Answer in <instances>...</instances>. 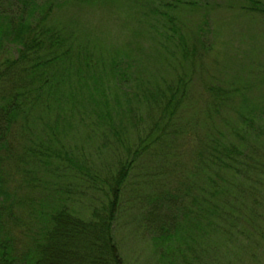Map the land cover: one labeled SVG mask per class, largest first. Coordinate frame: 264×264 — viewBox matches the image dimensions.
I'll return each instance as SVG.
<instances>
[{"label": "trees", "instance_id": "1", "mask_svg": "<svg viewBox=\"0 0 264 264\" xmlns=\"http://www.w3.org/2000/svg\"><path fill=\"white\" fill-rule=\"evenodd\" d=\"M18 1L0 0V55L8 53L0 58V264H125L115 237L121 209H136V199L140 204L143 200L142 187L170 173L163 170L161 161L168 159L167 150L176 154L170 144L186 135L190 144H200L196 173L199 178L195 180L206 183L200 175L206 173L211 200L188 193L190 206L185 208L183 201L178 202V194L167 189L158 197H147L151 204L163 206L162 216L159 218L156 213V224L150 225L153 237L166 250L179 251L182 242L193 240L204 228L206 233L211 229L217 234L224 214H236L228 200L242 173L240 167L244 166L247 175L264 170V161L248 153L243 165L240 162L241 146L248 140L238 125L229 121L235 115L243 129L252 134L257 117L247 105L243 110L237 107L239 87L219 81L204 82L203 94L198 93L201 97L189 96L193 76L211 50L202 35L193 39L192 46L185 42L175 44L181 57V72L175 81L166 82L165 87L156 85L155 89L139 85V90L131 93L132 98L126 100L128 110L136 105L151 116L143 130L129 133L130 129L126 131L114 121L115 110L106 89L107 83L114 82L118 106L119 98L127 94L124 74L130 65L120 66L115 57L103 62L101 69L90 53L76 43L78 37L73 38V32L54 24L53 1L42 8L35 1L23 0V5ZM187 4L198 7L194 2ZM236 7L244 15L253 14L264 20V1H238ZM34 8L40 12L34 14ZM174 67L177 69V65ZM111 77L114 79L109 80ZM199 101H203V111L209 117L205 138L201 134L193 137V126L189 129L186 123H179L181 112L190 105L199 108ZM223 112L226 122L222 131H227L221 132L218 121ZM86 116L88 122L92 121L87 126L94 130L93 135L96 132L97 139L107 140L109 133L117 149L105 176L78 166L61 144L67 130L75 128V122L86 127ZM119 122L123 124L122 119ZM94 139L93 136L91 140ZM17 146L20 152H16ZM154 160H159L161 166L156 175L143 164L137 165L139 161ZM13 177H18L19 182L15 191L10 188ZM48 177L56 185L64 178L71 181L64 186L82 183L93 195L81 205L75 193L65 187L50 188ZM136 178L140 181L135 187ZM186 191L191 192L190 188ZM170 199L173 204L165 202ZM149 216L152 221L151 206ZM227 222L223 234L239 237V225L232 218ZM252 226L256 239L252 243L264 244V221Z\"/></svg>", "mask_w": 264, "mask_h": 264}, {"label": "rangeland", "instance_id": "2", "mask_svg": "<svg viewBox=\"0 0 264 264\" xmlns=\"http://www.w3.org/2000/svg\"><path fill=\"white\" fill-rule=\"evenodd\" d=\"M32 1H35L39 8L48 1H53L54 24L70 33L73 32V38L78 37L76 43L90 53L93 62H97L101 69L103 62L107 63L116 58L120 66L130 65L131 69L125 70L124 74L127 79L125 89L127 94L119 98L118 106L114 82L107 83L106 89L115 110L112 113L114 121L119 127L126 128V131L130 129L129 133L143 130L151 116L148 110L145 108L138 110L136 105H131L128 110L126 100L132 98L131 93L138 91L139 85L155 89L156 85L165 87L166 82L175 81L181 72L179 71L181 57L177 45L185 42L192 46L193 39L202 35L201 39L211 50L202 68L198 69L196 74L193 73L189 96L196 99L201 97L204 82L219 81L239 87L237 107L243 110L247 105L248 109L255 110L257 117L251 130L252 134L243 129V124L235 115L229 121L231 125L237 124L248 140L241 146L243 154L240 162L243 165L248 153V156L264 161V20L256 19L253 14L244 15L236 7L238 1L244 0H98L92 3L86 0L30 2ZM18 2L23 5V0ZM188 2H194L198 7L192 8ZM34 9V14L40 12L39 9L37 11ZM174 52H177L176 55H173ZM7 54V51L4 52L0 58ZM176 65L177 69L174 67ZM200 92L202 94L199 96ZM197 103L199 108L193 109L190 105L186 111L181 112L182 119L179 123L181 125L186 123L189 129L192 125L193 137L201 134L205 138L209 129V117L206 111H203V101ZM225 118L223 112L218 121L221 132L227 131H222ZM121 119L123 124L119 122ZM91 122L87 121V116L84 123L86 127L78 126V122H75L77 127L67 130L61 144L65 145V149L69 151L77 165H84L91 174L105 176L115 160L117 149L108 132L107 140L97 139L96 132L93 135L94 130L87 126ZM93 136L95 139L91 140ZM170 146L176 154L167 150L168 159L161 161L163 170L170 173H164L158 180L154 179L151 185L142 187L143 200L140 204L139 199H136V209L122 205L125 209H121L115 224V237L125 264H264V244L252 243L256 242L252 225L256 226L264 221V207L262 208L264 170H256L245 175L244 166L240 167L242 173L236 178V186L228 200V204L233 203L230 209H235L236 214L232 216L230 211L224 214L217 234L211 232L209 228V233H206L207 228H204L195 234L193 240L182 242L179 251L174 249L168 251L164 245H158L150 225L156 224L158 217L156 213H159V218L162 216L163 206L151 204L150 200L146 201L147 197H158L161 191L167 189L178 194V198L180 197L178 202L183 201L185 208L190 206V200L186 195L188 193L211 200L208 196L210 188H207L206 173L200 174L206 179V183L203 180L198 179V182L195 180L199 178L196 173L199 168L197 153L200 144L198 142L195 145L190 144L186 135L176 139ZM16 148V152L21 151L19 146ZM141 164L150 168L153 172L151 174L156 175L161 170L159 160H154L153 163L147 161L137 163L138 166ZM50 174L51 172L47 176ZM139 181L137 178L134 179V186ZM54 182L55 180L52 181L51 177H48L47 185L50 188L65 187L69 192L75 193L74 197L81 205L88 203L91 194L93 195L82 183L64 186L71 183L69 178L58 180L60 185L52 184ZM18 183V177H13L10 184L12 191L18 190ZM188 188L191 192L186 191ZM78 191L83 193L80 194ZM128 193L132 191L128 190ZM165 202L173 204L174 201ZM150 206L153 210L152 221L149 219ZM169 206L171 207L170 204ZM205 207L207 208V205ZM231 218L233 223L239 225V237L223 234L227 221Z\"/></svg>", "mask_w": 264, "mask_h": 264}]
</instances>
